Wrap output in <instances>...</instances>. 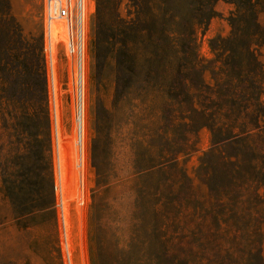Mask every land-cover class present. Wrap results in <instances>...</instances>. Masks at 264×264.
Listing matches in <instances>:
<instances>
[{
	"label": "rangeland",
	"instance_id": "rangeland-1",
	"mask_svg": "<svg viewBox=\"0 0 264 264\" xmlns=\"http://www.w3.org/2000/svg\"><path fill=\"white\" fill-rule=\"evenodd\" d=\"M118 1L121 16L127 10L134 15L127 0ZM141 1L143 13L159 7L157 0ZM188 1L180 0L177 10L178 45L187 43L185 29L191 28L193 12ZM87 4L82 144L86 207L78 218L74 202H69L73 264H103L98 254L92 260L87 235V214L96 182L113 186L106 209L98 205L95 215L103 247L115 251L129 245V251L118 253L121 260L117 264H186L187 259L192 264H264V181L241 187V181L233 179L229 170L233 157L241 152L248 177L264 172L260 161L264 155V116L246 149L240 151L227 142L212 154L208 129L201 127L198 119L185 125L181 115L186 106L163 93L164 86L175 85L181 75L171 73L166 78L161 69L148 70L145 61L137 57L122 66V57L117 56L105 68L92 59L89 38L96 5L94 0H87ZM211 8L213 18L206 20L202 31H196V51L205 67L215 58L210 40L229 35L227 18L233 10L231 4L219 0L200 7L199 14L206 17ZM257 22L264 27V11L257 15ZM135 49L140 54L141 43ZM257 55L264 69V43ZM55 69L58 129L65 149L61 164L71 184L80 158L73 89L77 68L59 53ZM186 75L197 80L192 71ZM203 78L207 85L212 84L208 72ZM261 91L264 112V78ZM52 108V89L42 55V0H0V264H62L52 208ZM246 122L255 124L253 120ZM172 166L176 167L174 173L159 174L156 179L165 183L170 177L182 179V189L173 195L177 199L174 209L164 203L158 216L180 213L179 231L184 240L179 247L156 243L160 229L153 231L148 226L150 218L134 188L135 180H144L143 170ZM208 167L216 174L215 194L207 185ZM224 187L231 190V199L241 202V212L253 216L250 223L246 220L237 227L223 224L228 208L222 198ZM256 191L259 197L255 201L250 197ZM169 245L177 251L178 262L165 253Z\"/></svg>",
	"mask_w": 264,
	"mask_h": 264
},
{
	"label": "trees",
	"instance_id": "trees-1",
	"mask_svg": "<svg viewBox=\"0 0 264 264\" xmlns=\"http://www.w3.org/2000/svg\"><path fill=\"white\" fill-rule=\"evenodd\" d=\"M94 1L96 11L89 38V54L94 61L98 60L100 67L105 68L109 61L117 56L122 57L120 61L122 66L126 61L137 57L138 60L140 58L145 61L148 70L161 69L166 78L171 73L181 75L182 78L177 79L175 85L164 86L163 93L169 100H178L186 106L181 115L185 125L195 124L198 119L200 126L208 129L213 146L212 154L227 142L238 146L240 151L246 149L244 147L251 142L250 138L259 131L258 124L264 116L260 106L264 69L257 55L258 47L264 43V27L257 22V15L264 11V0H223L233 6L227 18L230 32L227 37L210 40L209 46L215 58L209 67H205L204 61L197 54L196 31H202L206 20L214 16L211 8L208 15L203 17L201 13L199 14L200 7H208L219 0L188 1V9H191L193 14L191 28L185 29L187 33L184 37L187 43L183 45L177 43L178 29H176L180 17L177 15L181 5L180 0H157L159 7L155 10L149 9L147 13L142 12L141 0H127L128 5L134 9L133 16L130 10H127L125 16H121L119 7L121 3L118 0ZM149 22L153 25H148ZM140 43L141 53L137 54L135 46ZM190 71L197 75L196 81L186 75ZM205 72L210 74L211 85H207L204 81ZM247 120H253L255 124L249 125ZM233 158L235 162L229 168L230 176L241 181L243 185L241 187H247L250 183L259 185L264 181L262 171L255 177H248L243 169L244 160L241 152ZM260 161L264 164V155L260 156ZM174 171H176L174 166L145 169L142 171L144 180L141 183L135 180L134 188L142 199L145 214L150 218L148 226L153 231L160 229L161 233L156 238V243L162 245L166 242L172 244L171 246L174 244V247H179L184 240L183 233L179 231L180 213L176 216H173L176 213H169L172 214L171 217L158 216L160 207L164 203L166 207L171 206L174 209L177 199H174L173 195L177 189H182L179 185L183 182L182 179L178 181L170 177L165 183L157 180L156 176ZM215 175V171L212 173L211 167H208L207 185L212 194L217 193L214 185ZM224 188L222 198L226 199L228 208L227 213L223 215L225 218L223 224L237 227L246 223V220L250 223V218L253 216L243 214L240 210L241 202L231 199V190ZM112 190L113 186L110 183L96 182L87 214L90 256L93 260L98 254L103 264L106 262L117 264L121 260L118 253L129 251V245L125 249L117 248L115 251L105 249L98 235L95 221L97 206L101 205L106 209ZM185 197H188L186 193ZM256 197H259L257 191L250 199L256 201ZM218 200L222 201L220 198ZM220 204L223 205V201ZM103 238L105 240V237ZM171 246H168L165 253L178 262L177 251L173 247L169 248ZM186 264H192V261L187 259Z\"/></svg>",
	"mask_w": 264,
	"mask_h": 264
},
{
	"label": "built area",
	"instance_id": "built-area-1",
	"mask_svg": "<svg viewBox=\"0 0 264 264\" xmlns=\"http://www.w3.org/2000/svg\"><path fill=\"white\" fill-rule=\"evenodd\" d=\"M88 9L87 0H42V55L47 81L51 85L53 108L51 117L54 124L55 148L52 157L53 211L62 264H73L70 243L69 202L75 204V212L81 218L86 207V190L83 175L82 149L79 163H76L74 179L68 183L61 164V151L56 98L55 72L59 53L69 65L83 67L85 47V24ZM73 181V182H72ZM71 189L68 188V184Z\"/></svg>",
	"mask_w": 264,
	"mask_h": 264
},
{
	"label": "bare ground",
	"instance_id": "bare-ground-1",
	"mask_svg": "<svg viewBox=\"0 0 264 264\" xmlns=\"http://www.w3.org/2000/svg\"><path fill=\"white\" fill-rule=\"evenodd\" d=\"M83 67L80 71L77 72V76L73 83V89L75 93V122H76V131H77V143L79 149H82L83 144ZM62 156H64V147L60 143L59 147Z\"/></svg>",
	"mask_w": 264,
	"mask_h": 264
}]
</instances>
